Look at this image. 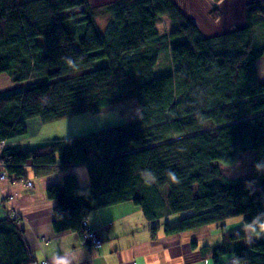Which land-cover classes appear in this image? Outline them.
Returning <instances> with one entry per match:
<instances>
[{"label": "trees", "instance_id": "16d2710c", "mask_svg": "<svg viewBox=\"0 0 264 264\" xmlns=\"http://www.w3.org/2000/svg\"><path fill=\"white\" fill-rule=\"evenodd\" d=\"M98 11L109 15L105 31ZM246 13L243 27L206 36L172 0H115L99 10L91 0H0V73L13 80L0 90V142L27 134L34 118L55 122L133 97L139 104V117L95 132L35 149L4 146L5 170L17 178L28 163L38 175L85 166L88 183L74 171L47 187L58 203L56 231L83 233L91 211L125 201L150 220L194 210L164 231L216 226V256L264 264V82L256 66L264 44L255 42L264 6ZM165 15L173 28L161 33ZM165 50L172 72L156 77ZM250 150V179L221 172L218 162ZM237 216L243 226L226 228ZM248 226L253 243L245 242ZM32 259L18 221L0 220V264Z\"/></svg>", "mask_w": 264, "mask_h": 264}, {"label": "crops", "instance_id": "0c3cea01", "mask_svg": "<svg viewBox=\"0 0 264 264\" xmlns=\"http://www.w3.org/2000/svg\"><path fill=\"white\" fill-rule=\"evenodd\" d=\"M12 83L10 80L0 83V90L11 87ZM42 126L48 135L51 130L47 129V123H42L39 118L29 120L27 134L13 138L8 143L20 146L22 150L35 149L103 128L87 132L82 130L76 135L63 138L50 136L45 141L27 145L25 138ZM74 168L57 165L47 174L38 175L34 172L33 165L28 163L24 167V178H17L15 174L2 183L3 194L13 197L11 202L25 217V221L21 220L18 225L24 230L33 256L26 264H38L44 257L49 259L50 264H229V254H215L214 247L218 246L219 238L213 232L218 227L166 233L165 225L171 224L169 217L167 220L165 216L150 220L142 207L132 201L102 207L91 211L87 216L91 227L102 239L101 247L92 245L81 232L56 231L53 222L58 203L56 199L48 197L46 190L50 185L63 183L65 175L74 171L81 183H88L85 166ZM27 180H32L34 185L29 187ZM8 210V204L0 200V220L8 217Z\"/></svg>", "mask_w": 264, "mask_h": 264}, {"label": "rangeland", "instance_id": "374dc122", "mask_svg": "<svg viewBox=\"0 0 264 264\" xmlns=\"http://www.w3.org/2000/svg\"><path fill=\"white\" fill-rule=\"evenodd\" d=\"M115 0H91V5L96 10L102 9L106 4L112 3ZM176 5L180 6L184 14L191 18L202 30L206 36H212L215 34H221L223 32L232 30L234 28H240L245 25L247 17V9L249 6L259 4L264 6V0H172ZM99 28L105 31L109 23V15H103L98 11L96 17ZM157 27L161 33H168L173 28V23L170 16H163L158 22ZM255 42L256 44H264V26H258L255 28ZM159 62L155 67V76L161 77V75H168L172 72V59H170V52L168 50L163 51L160 54ZM100 64V63H96ZM258 77L264 82V56L256 62ZM10 80L13 82L12 77L7 73L0 74V83H5ZM139 104L137 100L129 98L128 100L119 101L114 104L108 105L98 112L87 111L85 113L76 114V116L67 117L66 119L55 120V122H48L47 129L51 132L46 134V129L43 126L37 127L34 134L26 137L27 145L35 144V142H42L51 137L59 136L60 138L67 137V135H76L78 132H87L90 130L98 129L99 127H106L113 124H120L125 120L135 119L139 117ZM82 132V133H83ZM8 142H0V200L6 202L9 206L6 216H10L15 212L18 216L16 222L22 220L25 221V217L20 212L19 208L11 202L12 196L3 194V182L9 179L11 176L5 170V163L2 162L3 148ZM256 157V152L250 150L248 152L240 153L233 163L229 165L217 163L221 172L228 177L245 178L250 179L253 176V161ZM31 182V183H29ZM29 187L34 185L32 180L26 181ZM195 213L194 210H188L181 214H169L165 216L166 220L169 217L171 220L170 225L178 223L180 217L188 216ZM27 221V220H26ZM229 230L238 229L243 226V217H231L225 221ZM217 228L213 233L217 234L218 246L222 244L221 231ZM249 234L245 242L253 243L257 236L253 235V227L248 226Z\"/></svg>", "mask_w": 264, "mask_h": 264}, {"label": "built area", "instance_id": "2783aa9c", "mask_svg": "<svg viewBox=\"0 0 264 264\" xmlns=\"http://www.w3.org/2000/svg\"><path fill=\"white\" fill-rule=\"evenodd\" d=\"M5 141H2V143ZM31 183V182H29ZM11 219H17V215L15 214V212L13 214H11L9 216ZM83 224V233L84 234V238L86 240H88L92 245H95L96 247H101L102 244V239L100 238L99 234H97V232L95 231V229L93 227H91V224L88 221V218L86 216V218L83 219L82 221ZM38 264H50L49 259L44 257L41 258L38 262ZM230 264H242L241 262H239L238 260H236V258H233L232 261L230 262Z\"/></svg>", "mask_w": 264, "mask_h": 264}, {"label": "clouds", "instance_id": "9594fccd", "mask_svg": "<svg viewBox=\"0 0 264 264\" xmlns=\"http://www.w3.org/2000/svg\"><path fill=\"white\" fill-rule=\"evenodd\" d=\"M172 179H173V180H175V179H176V177L173 175V176H172Z\"/></svg>", "mask_w": 264, "mask_h": 264}]
</instances>
